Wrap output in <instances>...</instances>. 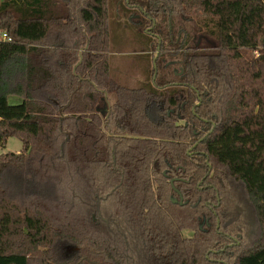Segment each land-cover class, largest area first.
Segmentation results:
<instances>
[{
  "label": "trees",
  "instance_id": "16d2710c",
  "mask_svg": "<svg viewBox=\"0 0 264 264\" xmlns=\"http://www.w3.org/2000/svg\"><path fill=\"white\" fill-rule=\"evenodd\" d=\"M2 33L0 149H21L0 154V264H264V0H0Z\"/></svg>",
  "mask_w": 264,
  "mask_h": 264
},
{
  "label": "rangeland",
  "instance_id": "374dc122",
  "mask_svg": "<svg viewBox=\"0 0 264 264\" xmlns=\"http://www.w3.org/2000/svg\"><path fill=\"white\" fill-rule=\"evenodd\" d=\"M121 10H117L115 15L110 16V38H111V47H110V63L112 68V76L115 80H117L120 84L134 87V85H138L137 81L133 80V77L141 78L143 77V72L141 69V62L139 59V55H136V51H138L141 47V41L137 36V34H133V38L129 30H127L130 17L127 20H124L122 13H118ZM134 36L136 38H134ZM137 40L136 44L135 41ZM144 58V57H142ZM8 102L11 105L18 104L20 100L17 97H9ZM21 149V143L14 137L9 138L6 141L5 147L0 149V154L2 153H16ZM246 200V199H245ZM231 210V209H230ZM236 210L232 209V214L235 213ZM239 213L244 215L245 221L243 227V236H244V249H250L255 242V238L258 234V226L257 222L254 218L253 211L245 202L244 207L238 210ZM187 234V232H184ZM259 236V235H258ZM68 252H72V249H68Z\"/></svg>",
  "mask_w": 264,
  "mask_h": 264
},
{
  "label": "flooded vegetation",
  "instance_id": "af4514ba",
  "mask_svg": "<svg viewBox=\"0 0 264 264\" xmlns=\"http://www.w3.org/2000/svg\"><path fill=\"white\" fill-rule=\"evenodd\" d=\"M131 17H133V19H137V17H138V15H134V16H130V19H131ZM150 29L151 28H145V30H144V32L145 33H150L149 31H150ZM179 34H182V41H181V44L182 43H184V42H188V40H187V38H186V36H187V34H186V32L185 31H182V30H179L178 31V35ZM179 38H177V40H178ZM205 40V36L204 35H201V34H192V36H191V38H190V41H192V43H193V48H198L200 45H201V40ZM159 43V42H158ZM191 44V43H190ZM158 46V45H157ZM144 48L143 47H140V49L138 50V51H136L135 53H136V55H141V54H143L144 52ZM158 54H159V47H157V55L154 57V59H153V68H155V60H156V57L158 56ZM173 63H179V61L178 60H176V61H169L168 63H167V65H170V64H173ZM172 72H173V74L175 75V76H181V70L180 71H177V69L176 68H172ZM133 80L134 81H137L138 83H142L143 82V77H142V79L141 78H137V77H133ZM129 87V86H128ZM102 108V107H101ZM101 111H103V112H106V109L105 108H103V109H100ZM171 183H172V181H171ZM176 193H178V192H176ZM178 195H179V193H178ZM180 195H179V199L178 200H176L175 198H171V203L172 204H177L178 202H179V200H180ZM173 199H175L177 202L176 203H173L172 202V200ZM181 202H182V199H181ZM179 204V203H178ZM179 205H181V204H179ZM202 226V224L200 223V225H199V227H201ZM186 235H191V232H188L187 231V234Z\"/></svg>",
  "mask_w": 264,
  "mask_h": 264
},
{
  "label": "built area",
  "instance_id": "2783aa9c",
  "mask_svg": "<svg viewBox=\"0 0 264 264\" xmlns=\"http://www.w3.org/2000/svg\"><path fill=\"white\" fill-rule=\"evenodd\" d=\"M0 40L7 42L11 41V39L5 33L0 34Z\"/></svg>",
  "mask_w": 264,
  "mask_h": 264
},
{
  "label": "water",
  "instance_id": "95a60500",
  "mask_svg": "<svg viewBox=\"0 0 264 264\" xmlns=\"http://www.w3.org/2000/svg\"><path fill=\"white\" fill-rule=\"evenodd\" d=\"M80 62H81V57H80L79 62L77 63V65H78ZM77 65H76V66H77ZM76 66H75V67H76ZM172 202H173V203H176L177 201H176L175 199H173ZM178 203H179V204H182V202H181V198H180V200H179Z\"/></svg>",
  "mask_w": 264,
  "mask_h": 264
}]
</instances>
